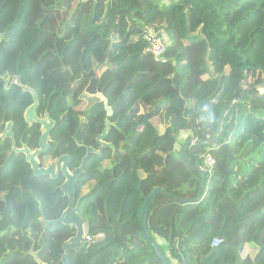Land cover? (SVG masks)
Segmentation results:
<instances>
[{
    "label": "trees",
    "instance_id": "obj_1",
    "mask_svg": "<svg viewBox=\"0 0 264 264\" xmlns=\"http://www.w3.org/2000/svg\"><path fill=\"white\" fill-rule=\"evenodd\" d=\"M0 23V75L19 76L39 117L55 122L41 166L68 155L78 168L106 128L94 95L113 109V148L92 155L77 184L88 235L103 238L70 264H163L141 224L157 189L147 228L172 264H264V0H0ZM150 30L169 36L166 63L145 53ZM10 85L0 78V124L34 151L42 132L24 117L33 97ZM12 147L0 140V264H39L32 250L60 264L75 232L47 227L40 206L48 221L61 217L64 178L35 177Z\"/></svg>",
    "mask_w": 264,
    "mask_h": 264
},
{
    "label": "water",
    "instance_id": "obj_2",
    "mask_svg": "<svg viewBox=\"0 0 264 264\" xmlns=\"http://www.w3.org/2000/svg\"><path fill=\"white\" fill-rule=\"evenodd\" d=\"M63 69L66 71H71V67L63 65ZM0 78L5 80V88L8 89L9 85H18L22 88L24 93H30L33 97V105L30 106L26 112H25V121L29 126H32L35 122L39 125H41V132L42 136L39 142V147L32 151L28 146H23L22 149L18 148L13 133H12V122L8 123L6 126V129L1 132L2 127L0 126V140L5 139H12L13 147H12V153H16L19 155H24L26 157V162L30 165L31 170L35 177L41 178V177H49L52 180H58L61 176H63L64 183L61 185L60 190L63 194V197L68 200V206L62 213L61 217L57 220L48 221L47 218L44 215L43 209L40 206L41 214L43 217V221L45 222L46 226L51 225H58L61 224L65 227H69L71 230L75 232V235L67 240L63 246L62 249L64 251V254L60 260V264H70L69 257L72 252L79 253L83 249V247L87 244V241L85 239V223L83 221L82 216L79 214V208L82 201V198L77 200V184L79 179L82 177L84 173V168L86 161L92 156V155H101L102 152L107 148H113V145L106 143V138L108 136V133L111 128V122L109 121V118L113 115V109L110 107L109 102L107 98L103 95V93H97L94 95V97L100 99L101 103L104 104L105 110L107 112V119L105 121V130L103 131V134L99 135L97 138V142L99 144V149H95L93 147H86V155L82 159V162L78 168L71 171L70 170V162L71 158L68 155L61 156L55 165H51L49 167L41 166V163L39 161V157L42 154L47 153L50 148L51 144L53 143V139L51 137L52 131L55 127V122L51 120L48 113L45 114L44 118H39V115L37 113V109L40 106L38 94L35 90H33L31 87L27 85H23L21 82V78L19 76H13L9 73H6L4 75H0ZM72 78H74V74H72ZM221 128L218 130V136L211 141L212 144H216L219 139V135L221 134ZM191 144V141H188L186 145L183 147L181 154L184 156L185 154V148ZM209 144V143H207ZM202 191V188H201ZM165 194L161 190L157 189L155 190L147 199L145 206L143 208L142 212V236L145 238V240L151 244L152 248L154 249L156 255L160 259V261L163 264H172L168 258V256L165 254V252L162 250L161 246L154 241L149 234L148 228H147V210L148 205L151 200H153L158 195ZM187 234H184L186 236ZM229 246H234V242L230 243ZM30 254L34 257L35 261L39 264H45L39 259V254L37 252H34L33 250L30 252Z\"/></svg>",
    "mask_w": 264,
    "mask_h": 264
},
{
    "label": "built area",
    "instance_id": "obj_3",
    "mask_svg": "<svg viewBox=\"0 0 264 264\" xmlns=\"http://www.w3.org/2000/svg\"><path fill=\"white\" fill-rule=\"evenodd\" d=\"M145 40L148 42V47L145 50V53H150L158 59H161L163 63H166L167 60L164 57L170 46L169 36L164 31H148L145 36ZM215 167V159L211 155L205 157V163L202 167V171L211 174ZM85 239L87 244H93L102 239V234L96 236H89L88 233H85ZM223 240L219 237L212 240V247L218 248L222 244Z\"/></svg>",
    "mask_w": 264,
    "mask_h": 264
},
{
    "label": "rangeland",
    "instance_id": "obj_4",
    "mask_svg": "<svg viewBox=\"0 0 264 264\" xmlns=\"http://www.w3.org/2000/svg\"><path fill=\"white\" fill-rule=\"evenodd\" d=\"M1 28H2V27H1V23H0V33H1V34H5V32L1 31ZM255 48H256V55H257L261 50L264 49V45H263V42H261V39L257 38ZM102 73H103V72H102ZM102 73H101V74H102ZM101 74L98 73V76H100ZM102 75H103V74H102ZM102 75H101V76H102ZM261 95H264V90H261ZM186 136H187V134H182V136L180 137V142H183V141L185 140ZM85 229H86V232L88 233V225L86 226ZM102 238H103V236H102Z\"/></svg>",
    "mask_w": 264,
    "mask_h": 264
},
{
    "label": "flooded vegetation",
    "instance_id": "obj_5",
    "mask_svg": "<svg viewBox=\"0 0 264 264\" xmlns=\"http://www.w3.org/2000/svg\"><path fill=\"white\" fill-rule=\"evenodd\" d=\"M39 118H41V117H39ZM34 125H38L39 127H40V130H41V125H39V124H37L36 122L32 125V126H30V127H33ZM0 126L2 127V130H1V132H3L5 129H6V126H7V124L4 122V123H2V124H0ZM12 133H13V124H12ZM9 139V138H8ZM15 139V138H14ZM107 139V138H106ZM6 140V139H5ZM12 140V139H11ZM97 144H98V142H97ZM27 146V145H26ZM94 148V147H93ZM96 149V148H95ZM86 150V149H85ZM71 163V162H70ZM61 177H63V176H61ZM65 180V179H64Z\"/></svg>",
    "mask_w": 264,
    "mask_h": 264
},
{
    "label": "crops",
    "instance_id": "obj_6",
    "mask_svg": "<svg viewBox=\"0 0 264 264\" xmlns=\"http://www.w3.org/2000/svg\"><path fill=\"white\" fill-rule=\"evenodd\" d=\"M159 241L163 243V240H162V239H159ZM244 256H245V255H242V257H244Z\"/></svg>",
    "mask_w": 264,
    "mask_h": 264
},
{
    "label": "clouds",
    "instance_id": "obj_7",
    "mask_svg": "<svg viewBox=\"0 0 264 264\" xmlns=\"http://www.w3.org/2000/svg\"><path fill=\"white\" fill-rule=\"evenodd\" d=\"M21 149H22V148H21ZM85 226H87V224H85ZM85 228H86V227H85ZM86 245H87V244H86ZM86 245H85V246H86Z\"/></svg>",
    "mask_w": 264,
    "mask_h": 264
}]
</instances>
